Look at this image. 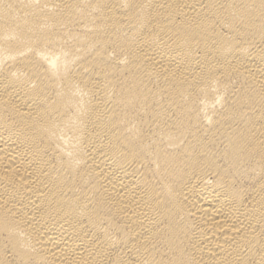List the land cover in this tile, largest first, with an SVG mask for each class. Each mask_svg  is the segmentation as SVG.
Returning a JSON list of instances; mask_svg holds the SVG:
<instances>
[{"label":"bare ground","instance_id":"bare-ground-1","mask_svg":"<svg viewBox=\"0 0 264 264\" xmlns=\"http://www.w3.org/2000/svg\"><path fill=\"white\" fill-rule=\"evenodd\" d=\"M0 264H264V0H0Z\"/></svg>","mask_w":264,"mask_h":264}]
</instances>
